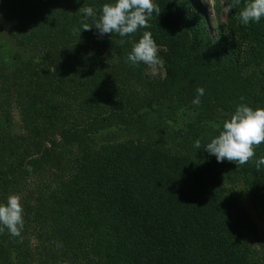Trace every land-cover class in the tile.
Listing matches in <instances>:
<instances>
[{"label":"trees","instance_id":"16d2710c","mask_svg":"<svg viewBox=\"0 0 264 264\" xmlns=\"http://www.w3.org/2000/svg\"><path fill=\"white\" fill-rule=\"evenodd\" d=\"M227 1L237 38L216 42L188 0H153L150 27L124 37L83 30L114 0H0V203L16 194L24 210L20 236L0 233V264H264L240 202L264 211V143L238 166L204 149L238 105L264 108V17L245 25L248 0ZM144 31L162 77L127 61Z\"/></svg>","mask_w":264,"mask_h":264},{"label":"clouds","instance_id":"9594fccd","mask_svg":"<svg viewBox=\"0 0 264 264\" xmlns=\"http://www.w3.org/2000/svg\"><path fill=\"white\" fill-rule=\"evenodd\" d=\"M240 0H234L232 7ZM230 10V9H229ZM86 17L94 16L91 7L84 8ZM160 8L153 0H114L105 3L101 8V15L92 26L84 24L83 30H91L94 26L100 34L117 33L124 37L133 34L140 28H149V19L153 13L158 15ZM264 17V0H248L240 11L238 19L247 25L250 21L259 22ZM127 61L132 64L144 63L150 66L162 64L158 57V46L150 31H144L138 42H134ZM204 94L203 88H197V97L193 103H199V97ZM219 134L211 139L204 148L209 154L214 155L218 162L225 160L234 162L237 166L244 165L255 156V147L264 143V108L253 109L245 104H240L229 118L222 124H216ZM200 140L195 142V147L200 148ZM264 165V156L256 160V167ZM31 170V169H29ZM20 196L11 194L6 203H0V233L5 229L12 236H20L24 227L23 207Z\"/></svg>","mask_w":264,"mask_h":264},{"label":"rangeland","instance_id":"374dc122","mask_svg":"<svg viewBox=\"0 0 264 264\" xmlns=\"http://www.w3.org/2000/svg\"><path fill=\"white\" fill-rule=\"evenodd\" d=\"M192 9V17L196 19L204 20L205 28L207 33L210 35L211 39L216 42L221 41L222 39L232 40L234 41L237 36L233 35V32L227 26L228 22V12H229V3L227 0H188ZM193 19V18H192ZM235 49L237 51L245 52L248 48L244 46L239 40L237 42ZM11 51H8V48L4 47L0 48V59L4 60L7 55L10 54ZM147 65V64H146ZM148 74L153 77H162L164 75V70L162 64L156 66L147 65ZM68 72V83L70 90H76L80 87L83 82V72L81 67L70 66ZM12 115V120L14 121V125H18L19 115L16 108H12L10 110ZM166 122V129H176V127H181V119L178 118L177 125L173 123L172 120H167ZM109 129V128H108ZM126 133V132H125ZM126 136V135H125ZM122 135L121 138L125 137ZM152 139L157 141L158 134L154 133L152 135ZM177 139V138H176ZM240 202L244 206L246 212L248 213L249 217L254 222L256 228L258 229L261 236L264 238V211L256 206L250 199L246 197H240ZM36 236L35 234L30 235L29 244L33 245L36 243ZM15 260H11L13 264ZM33 262V261H32ZM30 264V263H27Z\"/></svg>","mask_w":264,"mask_h":264}]
</instances>
